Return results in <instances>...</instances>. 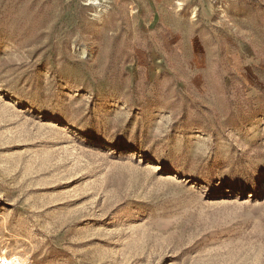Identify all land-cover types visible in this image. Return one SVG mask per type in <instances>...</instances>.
I'll return each mask as SVG.
<instances>
[{
	"label": "rangeland",
	"instance_id": "obj_1",
	"mask_svg": "<svg viewBox=\"0 0 264 264\" xmlns=\"http://www.w3.org/2000/svg\"><path fill=\"white\" fill-rule=\"evenodd\" d=\"M4 255L264 264V0H0Z\"/></svg>",
	"mask_w": 264,
	"mask_h": 264
},
{
	"label": "bare ground",
	"instance_id": "obj_2",
	"mask_svg": "<svg viewBox=\"0 0 264 264\" xmlns=\"http://www.w3.org/2000/svg\"><path fill=\"white\" fill-rule=\"evenodd\" d=\"M1 264H21V259L18 256H0Z\"/></svg>",
	"mask_w": 264,
	"mask_h": 264
}]
</instances>
